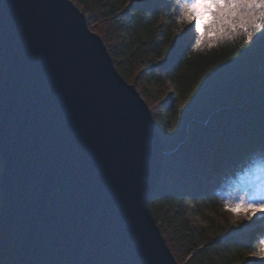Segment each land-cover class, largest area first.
Returning <instances> with one entry per match:
<instances>
[{"label": "water", "instance_id": "obj_1", "mask_svg": "<svg viewBox=\"0 0 264 264\" xmlns=\"http://www.w3.org/2000/svg\"><path fill=\"white\" fill-rule=\"evenodd\" d=\"M163 143L69 0H0V264H177L145 205Z\"/></svg>", "mask_w": 264, "mask_h": 264}, {"label": "trees", "instance_id": "obj_2", "mask_svg": "<svg viewBox=\"0 0 264 264\" xmlns=\"http://www.w3.org/2000/svg\"><path fill=\"white\" fill-rule=\"evenodd\" d=\"M151 13L147 5L138 9L136 24L146 25ZM141 43L145 52L151 49L148 42ZM180 63L198 75L189 98L201 109L184 131L177 129L179 114L170 113L172 134L163 143L160 178L146 208L151 212L156 207L175 208L178 227L187 237L190 232L181 205L185 195L193 198L200 193L197 198L207 206L225 207L246 201L264 179V159L259 155L264 150V36L257 33L251 42L237 40L196 51L189 47ZM172 80L185 87L184 78ZM202 119H207L205 124ZM213 160L216 188L202 191L200 182L212 173ZM234 239L231 244L237 248L240 244ZM186 243L182 247L184 255H190L188 261L201 262L203 250H196L194 242Z\"/></svg>", "mask_w": 264, "mask_h": 264}, {"label": "rangeland", "instance_id": "obj_3", "mask_svg": "<svg viewBox=\"0 0 264 264\" xmlns=\"http://www.w3.org/2000/svg\"><path fill=\"white\" fill-rule=\"evenodd\" d=\"M69 1L83 13L89 30L100 38L118 74L146 103L162 143L172 134L171 112L175 111L181 117L177 129L182 128L183 131L190 121L198 119L200 104L191 102L189 98L198 75L180 63L198 34L194 32V24L175 22L173 0H80L83 6L76 0ZM145 5L151 7L152 13L143 26L136 24L135 14ZM145 41L151 45L146 52L143 49L146 45L141 43ZM174 76L181 80L184 78V88L172 80ZM206 120L202 119V123L205 124ZM212 162V179L200 182L202 191L216 188L217 166L214 160ZM198 196L200 193L193 198L189 195L182 198L181 205L190 232L187 237L178 227L175 208L156 207L151 212L145 205L175 262L191 264L188 261L190 255H184L182 246L185 242L189 245L194 242L196 250H203L205 255L201 262L195 264H264V257L252 255L264 232L262 214L249 219L241 210H238V215L226 207L207 206ZM263 197L264 179L254 187L246 202ZM234 238L240 244L237 248L231 244Z\"/></svg>", "mask_w": 264, "mask_h": 264}, {"label": "snow or ice", "instance_id": "obj_4", "mask_svg": "<svg viewBox=\"0 0 264 264\" xmlns=\"http://www.w3.org/2000/svg\"><path fill=\"white\" fill-rule=\"evenodd\" d=\"M173 10L177 24H194L198 35L192 44L193 51L237 40L251 42L257 33L264 36V0H174ZM259 155L264 159V150ZM225 207L238 215L241 210L249 219L260 213L264 219V199H241ZM252 255L264 257V238L255 244Z\"/></svg>", "mask_w": 264, "mask_h": 264}, {"label": "bare ground", "instance_id": "obj_5", "mask_svg": "<svg viewBox=\"0 0 264 264\" xmlns=\"http://www.w3.org/2000/svg\"><path fill=\"white\" fill-rule=\"evenodd\" d=\"M211 179H212V176H209L207 179H205V183L210 182ZM262 199H264V197ZM255 225L256 224H253V227H255ZM256 264H258V263H256Z\"/></svg>", "mask_w": 264, "mask_h": 264}]
</instances>
